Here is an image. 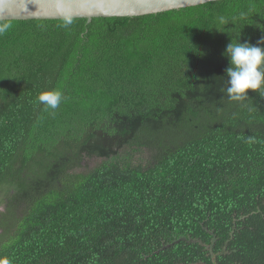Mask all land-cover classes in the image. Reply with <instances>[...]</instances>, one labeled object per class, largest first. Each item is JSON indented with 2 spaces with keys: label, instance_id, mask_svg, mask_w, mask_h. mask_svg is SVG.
Returning <instances> with one entry per match:
<instances>
[{
  "label": "trees",
  "instance_id": "trees-1",
  "mask_svg": "<svg viewBox=\"0 0 264 264\" xmlns=\"http://www.w3.org/2000/svg\"><path fill=\"white\" fill-rule=\"evenodd\" d=\"M71 20L0 21V262L264 264V89L229 100L223 55L264 0Z\"/></svg>",
  "mask_w": 264,
  "mask_h": 264
},
{
  "label": "water",
  "instance_id": "water-1",
  "mask_svg": "<svg viewBox=\"0 0 264 264\" xmlns=\"http://www.w3.org/2000/svg\"><path fill=\"white\" fill-rule=\"evenodd\" d=\"M220 0H0V21L131 18Z\"/></svg>",
  "mask_w": 264,
  "mask_h": 264
},
{
  "label": "clouds",
  "instance_id": "clouds-1",
  "mask_svg": "<svg viewBox=\"0 0 264 264\" xmlns=\"http://www.w3.org/2000/svg\"><path fill=\"white\" fill-rule=\"evenodd\" d=\"M245 14L241 13L243 19ZM219 24L225 25L228 19L221 16L218 18ZM70 17L65 18L64 24H71ZM11 25L0 24V36L4 35ZM264 37L253 45L249 42H240L238 38L226 46L225 55L228 58L229 66L225 69L227 77V87L225 89L229 100L243 101L248 98V91L254 92L264 89ZM264 95V92L261 93ZM63 100V94L58 89L42 91L38 96L40 104L45 106V110H55ZM7 264V261L0 262Z\"/></svg>",
  "mask_w": 264,
  "mask_h": 264
},
{
  "label": "rangeland",
  "instance_id": "rangeland-1",
  "mask_svg": "<svg viewBox=\"0 0 264 264\" xmlns=\"http://www.w3.org/2000/svg\"><path fill=\"white\" fill-rule=\"evenodd\" d=\"M150 156L151 153L147 149L138 148L135 152L130 153L131 164H133V166L135 165L143 166L150 162ZM100 161H101L100 159H93V158L85 160L82 166L80 167L79 171L84 173L89 172L91 168L98 165Z\"/></svg>",
  "mask_w": 264,
  "mask_h": 264
}]
</instances>
